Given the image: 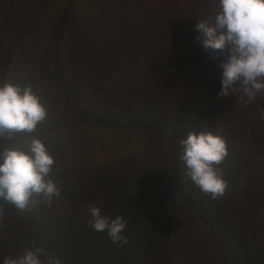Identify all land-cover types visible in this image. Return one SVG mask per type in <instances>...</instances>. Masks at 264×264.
<instances>
[{
	"label": "rangeland",
	"instance_id": "1",
	"mask_svg": "<svg viewBox=\"0 0 264 264\" xmlns=\"http://www.w3.org/2000/svg\"><path fill=\"white\" fill-rule=\"evenodd\" d=\"M214 11V0H0V81L32 84L48 107L0 145L42 138L60 188L25 212L0 200V259L35 242L63 264H264V93L218 95L227 57L195 27ZM206 124L229 149L216 199L179 158L180 138ZM90 205L125 217L126 244L93 230Z\"/></svg>",
	"mask_w": 264,
	"mask_h": 264
},
{
	"label": "clouds",
	"instance_id": "2",
	"mask_svg": "<svg viewBox=\"0 0 264 264\" xmlns=\"http://www.w3.org/2000/svg\"><path fill=\"white\" fill-rule=\"evenodd\" d=\"M211 19L196 24L197 40L212 53L223 52L219 96L247 97L251 103L264 93V0H214ZM48 117V107L32 84L0 81V138L14 133H32ZM180 160L186 175L213 199L229 188L225 170L218 167L228 155L226 137L207 126L193 129L179 140ZM55 156L39 136L22 142L0 145V200L25 212L43 202L51 205L60 188L52 178ZM4 204H0L2 215ZM89 224L97 232H107L113 243L128 242L124 231L128 221L123 215L104 214L98 205L89 206ZM35 242L16 256L0 259V264H63L49 256Z\"/></svg>",
	"mask_w": 264,
	"mask_h": 264
}]
</instances>
